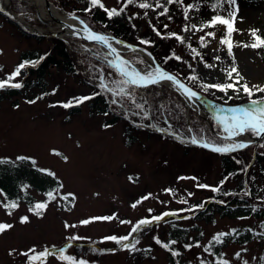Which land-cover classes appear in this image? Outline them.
Here are the masks:
<instances>
[{"label":"rangeland","instance_id":"374dc122","mask_svg":"<svg viewBox=\"0 0 264 264\" xmlns=\"http://www.w3.org/2000/svg\"><path fill=\"white\" fill-rule=\"evenodd\" d=\"M51 1L59 10L73 15H77V9L87 7L74 0H60L64 6L73 7L74 12H69L55 0ZM103 1L116 7L125 3V0ZM141 2L145 0H135L127 7L133 18L127 24L133 28L132 36H136L134 29L140 31L137 24L142 30L144 25L154 24V13L150 16L145 9H140ZM31 4L33 10L22 11L27 12L24 17L31 25L45 31L59 28L54 22L50 23L46 5L47 15L42 16L49 21L43 23L37 15V6ZM237 4L235 27L238 31L232 34V55L220 44V38L225 35L223 26L203 28L202 22L215 15L213 11L192 17L187 14L185 18L188 12L185 1L172 8H179L177 12L168 9L174 24L184 25L178 34L183 42L174 37L173 46L167 45L165 50L170 54L174 50V54L181 57L174 60L185 66L184 73L189 78L197 77L193 87L225 105H245L250 99L264 97V93L259 92L250 98L243 91L222 92L203 87L235 84L239 77L243 79H239L237 87L245 83L250 87H264V48L242 46L253 42L250 34L253 29L264 35V0H237ZM209 31H214L215 37L208 36ZM65 37L70 38L75 48L72 54L78 67L77 75L52 66L48 91L34 99L35 103H29L21 95L0 94V159L33 157L39 167L55 174L48 175L51 180L57 178L63 185L55 199L43 202L47 203V208L39 216L29 211L35 205L28 206L24 202L8 215L0 201V222L13 225L0 234V264H30L22 253L31 248L37 253L44 249L52 253L36 264H69L59 258L61 249L65 255L85 259L89 264H170V256L180 264H222L223 260L229 264H245V261L264 264V161L256 159V156H264V138L260 136L247 148L228 152L234 171L223 175V158L227 153L192 143L193 138L214 144L238 142L235 137L225 139L227 134L217 119L220 113L209 109V115L204 117L197 101L188 99L176 86L165 83L155 84L154 88H135L131 95L114 96L99 86L102 74L108 88L117 89L114 81L120 79L114 72L110 75L112 70L106 61L95 55L99 52L103 56L106 51L80 36ZM139 38L137 43H129L140 45ZM87 45L92 51L83 49ZM33 47L46 51L50 43L23 35L16 23L0 13V79L15 70L21 51ZM125 55L137 62L142 57L133 52ZM217 56L220 58L216 59ZM233 67L237 72L230 77L228 73ZM22 75L21 72L13 82H18ZM96 92L109 99L112 111L101 112L97 106H91ZM85 96L92 98L79 103L81 111L68 117L70 107L62 104L69 101L77 104L75 98ZM170 102H174V106ZM137 104L142 107L137 108ZM179 112H185L184 120ZM128 133L135 135L131 143L126 139ZM180 177L185 179H178ZM197 184L210 188H198ZM212 187L220 190L212 191ZM30 190L38 200L44 199L43 192ZM68 193L74 194V198L64 199ZM148 194H151L148 199L132 207ZM213 202L216 205H211ZM201 204L202 208L197 207ZM148 209L153 211L149 213ZM164 212L170 214L144 226L142 231L131 233L140 219ZM113 214L116 218L111 221L80 223ZM22 216L29 217L27 223L20 222ZM121 220L131 223L121 224ZM65 224L76 227H65ZM129 233V240L124 243L135 244V251L102 240L105 236ZM219 233L229 235L221 237L222 242L217 243L212 238ZM73 236L81 239H70ZM157 237L162 243H168L169 248L156 243ZM172 241L177 243L172 244ZM173 252L178 255H172Z\"/></svg>","mask_w":264,"mask_h":264},{"label":"snow or ice","instance_id":"6c2138e0","mask_svg":"<svg viewBox=\"0 0 264 264\" xmlns=\"http://www.w3.org/2000/svg\"><path fill=\"white\" fill-rule=\"evenodd\" d=\"M91 7H86L84 9L85 12H91L93 8L99 7L100 9H103L104 12L107 14V16L111 19L112 17L119 16L123 14L126 10V8L129 5H132L135 3V0H125L124 6L117 8L109 9L107 8L102 0H88ZM168 3L173 2H179V0H167ZM225 5L228 6L227 9H225ZM138 7L140 9H149L152 7L149 3L141 2L139 3ZM156 7H162L159 3L156 4ZM188 8H192L193 5H188ZM211 9L215 13L208 21L202 22L203 28H213L215 29L218 25L223 26L225 35L220 38V44L225 45L227 47V51L229 55H232V48L234 46L232 41V34L236 31H238L235 27L237 22V15L239 12V7L237 4V0H213L211 4ZM3 9H0L2 11ZM168 12L167 8H164L162 12L159 13V15L163 16L166 15ZM223 13V14H221ZM147 15V13H145ZM185 18H187V13H185ZM74 19H78L79 23L83 25V39L93 42L97 45H99L101 48L105 49L106 52L103 56L99 52L95 53V55L99 59H104L108 65V68L112 70L109 74H117L120 79L115 80L114 83L117 85V89L108 88L107 84L104 83V77L103 74L101 75V83L100 88L102 90H107L109 92H112L114 96H122V95H131L132 90L135 88L140 87H147L149 85L154 84H160L162 82H171L174 84L178 89L182 90V92L185 94V96L188 99H191L193 97L197 96V93L193 91L191 88L187 87L183 83H181L175 75L170 74L168 71H166L164 68H162L160 65L155 64V60L152 57V54L150 52H146L145 49H140L139 47H134L132 45H127V49L133 53H137L140 51H145L146 55L149 57L148 60L143 59L142 57L138 58V63L141 65H145L143 69L136 66L137 61L126 59L122 54L121 51L118 50L116 47H114L113 41H115L116 44H123V41L115 40L114 37L109 36L106 33H101L93 30L91 26L86 23L84 20L79 19V17H75ZM168 19H171L169 16ZM165 28L168 27L167 24L164 25ZM193 28L196 27V25L192 26ZM156 32L157 36H160L161 33L157 29H153ZM76 36H79V32L73 33ZM251 36L253 37V42L251 44H244L242 46L244 47H251L253 49H259L264 48V35L259 34L258 30H251ZM208 36L215 37L214 31L207 32ZM169 36H173L176 39L183 42V38L177 36L176 33H169ZM201 40L204 39L203 36L200 37ZM152 41L149 40H140V44L142 45H150L152 44ZM85 51H88L87 48L84 49ZM195 51V50H193ZM109 57H114L113 59H109ZM220 57L217 56L216 59H219ZM166 59H176L180 60L181 57L179 55H175L174 53L172 56L167 57ZM38 61H24L20 63L15 70L10 73L7 78L0 79V89H4L5 87H12V88H21L23 87V84L20 82H13L16 77H18L21 74V70L25 69L27 65L30 63L34 66L35 63ZM208 67H211V65H208ZM237 72V69L233 67L231 71L228 73V75L231 77L232 73ZM197 77L193 76L191 79L195 80ZM239 79H243L242 77H239ZM239 79L236 81V83H228V84H207L203 87L205 90L208 88H214L218 89L222 92H227L229 89H232L233 91H236L239 93L240 91H243L248 97H253L254 93H264V87L260 86H249L248 84H242L239 87L236 85L239 84ZM99 94V93H97ZM90 96L85 97H79L75 98V102L77 104L83 103L86 100L91 99ZM231 98V97H229ZM113 103H116V100L113 99ZM29 103H35V101H29ZM250 106H236V107H229L227 109H224L223 111H226L229 113L226 116H218L217 119L219 123L223 126L224 132L227 134L225 139H231L234 137H242L244 133L248 132L256 136H260L261 134H264V97H261L260 99H250L249 101ZM63 107L68 108L73 106V102L69 101L67 103L62 104ZM137 108H141V104L136 105ZM192 143L197 144L200 143L202 147L210 148L212 151H215L217 153H228L236 150H241L244 148H247L251 141H245L241 140L240 142H233V143H224V144H214L208 141H198L195 138H193ZM57 155H60V153H56ZM18 160H25L30 159L26 157H17ZM65 160H67V157H64ZM33 164H35V161H33ZM41 172H46L48 175H55L49 170L46 169H40ZM131 179V177H130ZM178 179H185L184 177H180ZM191 179L195 180V177H192ZM224 181H221V184H223ZM198 188H210L209 185L206 184H197ZM63 187V185H61ZM212 191H219V187H212ZM165 191L171 192V189H166ZM49 200L55 199L52 192L47 193ZM151 194H148L141 198V200L137 201L132 205L133 208L137 207V204L141 203L142 200H146L149 198ZM189 195H192V193H189ZM72 196L74 198V194L68 193L63 198L68 199V197ZM186 203V201H183ZM19 205L16 202H10L7 204H4L3 207L8 211V215H11V209L17 208ZM197 207L202 208L203 204L198 205ZM47 208V203H37L34 208H30L29 211L35 212L37 216L42 215V212L44 209ZM149 213H151L153 210L148 209ZM169 212H164L161 215H153L151 218H143L140 219L138 222H136L133 227L131 228V233H135L138 231H142L143 227L146 225H149L153 223L154 221H160L163 220L165 216H168ZM115 214L112 216H102V217H93L90 219L82 220L80 221L81 224L87 225L93 221H111L115 219ZM29 220L28 216H22L20 218L21 223H27ZM121 224H129L131 221H120ZM13 225L0 222V234L4 233L5 231L11 229ZM65 227H76V225H69L65 224ZM233 232L236 230L233 229ZM124 235V236H116V235H109L102 238L103 241H112L117 245H120L124 249H129L132 251H135V244L129 245L124 243L125 241L129 240V237L131 235ZM229 235V233H219L216 236H214L212 239L216 241L217 243H221V237ZM70 239L72 240H78L81 239L80 237L73 236ZM156 243L162 244V246L165 249L169 248L168 243H162L160 239L157 237ZM139 241L137 240V243ZM172 244H176V241H172ZM199 246V245H198ZM185 247H191V245H185ZM205 251H208V249H205ZM246 251V250H245ZM29 253H32V255H29ZM12 254V253H10ZM49 249H44L41 252H36L35 248H31L28 250V252L22 253L29 261L30 264H36L37 261H42V258L51 255ZM172 255H178V253L173 252ZM236 256L239 257L240 253H236ZM61 260L68 261L69 264H89V262L82 258H75L71 255H65L63 250L61 249V254L59 257ZM222 264H229L227 260H223ZM245 264H247V261H245Z\"/></svg>","mask_w":264,"mask_h":264},{"label":"trees","instance_id":"16d2710c","mask_svg":"<svg viewBox=\"0 0 264 264\" xmlns=\"http://www.w3.org/2000/svg\"><path fill=\"white\" fill-rule=\"evenodd\" d=\"M54 1V0H53ZM56 1V2H55ZM54 2L62 8L68 9L69 12H74L71 10L73 7L71 6H64L60 0H55ZM185 1L188 5H193L192 8H188L187 14L189 16H194L201 12L212 11L211 4L213 0H179V2ZM76 3H83L87 7H91L88 0H74ZM102 2L104 5L109 8H117L120 7L116 6H108L103 0ZM164 2L163 5L161 3ZM179 2L168 3L167 0H150L148 3L152 5L151 8L145 9L147 13H154L152 19H154V26L155 29L159 30L161 35L157 36L156 32L153 30V25L150 26L149 24L144 25L145 29H141L142 27L140 24H137L140 28V31L134 29L136 36H132L130 32H133V28L127 24L133 18L131 14H129L128 9L126 8L125 12L119 16L112 17L111 19L107 16L103 9L99 7L93 8L91 12H85L84 8L77 9V14H79L86 22H88L94 29L108 32L114 34L116 36L122 37L130 42L137 43V38L140 40H149L153 43L146 46L157 58V60L167 69L173 71L177 75H179L182 79L186 80L190 84H194L193 79L189 78L186 73V68L181 63L175 61L174 59H166L167 57L172 56V54L168 53L165 50V46L170 45L173 46V36H169V33H176L177 35L180 33L179 31L182 29L180 24H174V21L171 16V11L177 12L179 8L172 9L176 4ZM159 3L163 8H167L168 10L166 15H159L162 11L161 7H156V4ZM62 4V5H61ZM11 6L16 11H26V10H33L34 6L25 1V0H11ZM86 8V7H85ZM190 11V12H189ZM2 14L3 12L0 11ZM3 15H5L3 13ZM171 19H168V17ZM5 17L9 20L14 22L10 17L5 15ZM30 21H35L33 18H28ZM15 23V22H14ZM169 23L171 26H169ZM167 24L168 27L165 28L164 25ZM18 25V24H17ZM134 26L135 24L132 23ZM20 30L23 35L27 37H35L39 41H43L46 39L50 43V47L48 50L43 51L40 48H27L20 52L19 60L17 66L24 62V61H38L33 66L31 63L25 67V69L21 70L23 73L22 77L19 79L18 82L23 84L21 88H12V87H5L4 89H0V94H5L7 96L12 95H21L25 100L32 101L36 99L40 94L46 93L48 91L49 86V75L51 72V67L55 66L56 68H61L67 73L72 75L78 74V67L73 59V48L72 43L70 44L71 40L69 38V43L65 39L52 36V35H37L32 34L22 27ZM163 28V29H162ZM179 36V35H178ZM134 38V39H133ZM70 44V46H69ZM140 44V41H138ZM141 45V44H140ZM84 49V48H83ZM88 51H92L89 49ZM170 51V50H169ZM174 53V50L170 51ZM153 87L154 86H150ZM145 87H140L139 89H143ZM168 91V90H167ZM98 93V92H96ZM17 103V101H15ZM171 106H174V102L169 103ZM91 106L96 107L101 112H110L112 111L110 101L104 94H96L91 101ZM178 107H176L177 111ZM81 111L80 104H73L68 110V117L71 114L77 113ZM180 118L185 119L184 115L185 112H179ZM182 116V117H181ZM127 142L131 143L135 139V135L133 133H128L126 136ZM231 155V154H230ZM228 153L224 154L223 158V175H227L230 172L234 171L233 159H231ZM26 157L30 159L25 160H18L16 159H0V191L2 195H0V201L2 204H7L10 202H16L20 205L22 202L26 203L28 206L36 205V202H45L48 201V192H52L53 196L56 195L61 191V183L56 178L51 180L50 177L46 172H41L39 167L36 163V160L33 157L29 156H20ZM256 159L263 160L264 156H256ZM35 161V164H33ZM42 177L46 178L43 179ZM31 188L36 189L39 192H43L45 197L43 200H38L35 194L33 193ZM218 197V196H215ZM216 203H212L213 205ZM219 205H217L218 207ZM19 207V206H18ZM16 209V208H15ZM15 209H11L14 211ZM170 264H180L176 258L170 256L169 258Z\"/></svg>","mask_w":264,"mask_h":264},{"label":"bare ground","instance_id":"6f19581e","mask_svg":"<svg viewBox=\"0 0 264 264\" xmlns=\"http://www.w3.org/2000/svg\"><path fill=\"white\" fill-rule=\"evenodd\" d=\"M33 3H35L36 5H38V7L41 9V12H42V15H47V11H45L42 6H43V0H29ZM0 7L6 9L7 12H9L11 15H13L16 19L22 21L23 23H25L26 25H28L29 27H32V28H35L34 26H31L30 24L27 23V21L25 20V17H23L22 14L20 13H17L15 12L12 7H11V4H10V0H0ZM52 15L54 18H56L58 21H61L65 24V29H64V34H71V33H74L75 31H79L81 33H83V25H81L79 23V20L78 19H74V16H71L69 15L68 13L66 12H63L62 10H59L58 8L56 7H53L52 8ZM37 27V26H36ZM61 27V26H59ZM115 40H118L115 38ZM121 41V40H119ZM113 44H114V47H116L118 50L121 51V54L126 58V59H130V60H133L132 58L128 57L125 55V53L127 52H131L127 49V45H130L126 42L123 41V44H116L115 41H113ZM136 47V46H134ZM139 53L140 55H142L143 59L145 60H148L149 57L146 55V52L145 51H140V52H137ZM153 57V56H152ZM154 58V57H153ZM155 60V59H154ZM155 64L156 63V60H155ZM136 66L143 69L145 67V65H141L139 64L138 62L136 63ZM162 83H165L169 86H173L175 87L174 84H172L171 82H162ZM193 99L195 101L196 98L193 97ZM198 102V101H197ZM198 107H199V112L201 114H203L204 117H207L210 113V110L207 109V111H205L206 107L200 103H198ZM218 113V112H217ZM225 116L224 113H220L219 116ZM235 139L240 142L242 139L247 141V140H250L251 139V136L249 134L244 133L242 137H235Z\"/></svg>","mask_w":264,"mask_h":264},{"label":"water","instance_id":"95a60500","mask_svg":"<svg viewBox=\"0 0 264 264\" xmlns=\"http://www.w3.org/2000/svg\"><path fill=\"white\" fill-rule=\"evenodd\" d=\"M44 1V4L46 5V7L48 8V11L50 12V19H51V22H56L58 25L61 26L60 29L58 30H49V31H43L41 29H38V28H35L34 30L33 29H28L27 27L24 26V24L22 23V21L18 20V19H15L14 17H12L15 21H17L21 26H23L27 31L29 32H32V33H36V34H40V35H44V34H52V35H56V36H62V33L64 32V29H65V24L61 21H58L56 18L53 17L52 15V7H53V4L50 0H43ZM2 9V8H0ZM4 12H6L4 9H3ZM7 14H9L8 12H6ZM10 15V14H9ZM37 15L39 17V19L42 21V22H48L46 19L43 18L42 16V13L41 11L39 10L38 8V12H37ZM75 32H78V31H75ZM98 32V31H97ZM80 35L79 36H82L83 37V33L79 32ZM125 42V41H124ZM127 43V42H126ZM129 44V43H128ZM135 46V45H133ZM138 47V46H137ZM141 49H145L146 51H148L146 48L144 47H140ZM114 58V57H113ZM157 62V61H156ZM158 64V62H157ZM166 71H168L170 74L172 75H175L173 72L165 69ZM177 77V79L183 83L184 85H186L187 87L191 88L193 91H195L197 93V96L196 98H198L204 105H206L208 108L214 110V111H217V112H224V113H227L226 111H223L224 109H227L229 107H236V106H246V105H223V104H220V103H217L215 101H212L210 100L209 98H207L205 95H203L201 92H199L198 90L194 89L193 87H191L190 85H188L186 82H184L181 78H179L177 75H175ZM262 137H264V134H261ZM258 139V138H257Z\"/></svg>","mask_w":264,"mask_h":264}]
</instances>
